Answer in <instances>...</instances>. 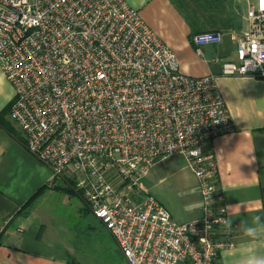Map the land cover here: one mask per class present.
<instances>
[{
    "label": "built area",
    "instance_id": "built-area-1",
    "mask_svg": "<svg viewBox=\"0 0 264 264\" xmlns=\"http://www.w3.org/2000/svg\"><path fill=\"white\" fill-rule=\"evenodd\" d=\"M247 21L223 75L264 77V0L250 3ZM222 41L219 31L194 35L198 55ZM0 66L15 89L9 116L52 168L49 185L75 181L127 264H218L234 247L216 157L204 145L235 123L216 77L182 72L138 9L126 0H0ZM175 153L202 198L201 215L186 222L141 183Z\"/></svg>",
    "mask_w": 264,
    "mask_h": 264
},
{
    "label": "crops",
    "instance_id": "crops-1",
    "mask_svg": "<svg viewBox=\"0 0 264 264\" xmlns=\"http://www.w3.org/2000/svg\"><path fill=\"white\" fill-rule=\"evenodd\" d=\"M126 1L138 9L148 26L175 52L182 72L216 77L235 123L234 132L204 145L216 157L219 186L234 227L232 250L236 255L226 256L224 249L218 264H231L232 259L239 258L238 250L249 246L242 222L251 224L253 216H264V77L222 74V62L236 59L237 40L247 29V10L255 0ZM205 31L222 32L223 41L204 46L203 54L198 55L194 35ZM14 97V86L0 66V264H79L71 256L75 250L73 241L79 242L87 233L96 231L95 220L103 223L88 210L81 196L63 190L64 177L56 178L53 188L48 187L52 168L29 151L22 130L6 119L9 112L4 110ZM241 135L253 149L248 154L252 162L239 164L243 178L234 172L231 163H222L219 156L234 151ZM58 180L65 185L61 186ZM42 188L32 207L26 209L28 201ZM196 189L198 203L193 219L201 215L198 184ZM62 194H67L71 202L60 206ZM236 205L239 215L230 216V208ZM82 226L85 227L81 230Z\"/></svg>",
    "mask_w": 264,
    "mask_h": 264
},
{
    "label": "rangeland",
    "instance_id": "rangeland-1",
    "mask_svg": "<svg viewBox=\"0 0 264 264\" xmlns=\"http://www.w3.org/2000/svg\"><path fill=\"white\" fill-rule=\"evenodd\" d=\"M6 119L21 131L19 125L10 118L9 114L6 115ZM64 178L67 180L66 177ZM58 183L61 186L65 185L62 180H58ZM141 183L147 192L166 206L177 221L186 222L193 219L194 206L198 203L196 189L198 179L183 154L175 153L155 163ZM54 186L53 183L48 187L53 188ZM74 199L77 198L74 197ZM70 202L67 194L60 195L58 200L60 206ZM95 221L96 231L87 233L79 242L73 241L75 249L71 255L73 260L79 264H127L126 257L112 233L98 220ZM84 227L82 226L81 230Z\"/></svg>",
    "mask_w": 264,
    "mask_h": 264
},
{
    "label": "clouds",
    "instance_id": "clouds-1",
    "mask_svg": "<svg viewBox=\"0 0 264 264\" xmlns=\"http://www.w3.org/2000/svg\"><path fill=\"white\" fill-rule=\"evenodd\" d=\"M261 63H264V61ZM252 152L253 149L248 145L247 139L242 136L234 151L228 153L226 156H219L221 157L222 163H231L234 172L243 178L239 171V164L251 163L252 160L249 159L248 154ZM234 215H239L237 205L230 208V216ZM231 229L230 220L224 219V232L230 233ZM241 229L243 235L248 238L249 246L238 250L239 258L232 259L231 264H264V251H262L264 250V216H253L251 224L242 222ZM225 255L235 257L236 252L232 250L231 245L226 250Z\"/></svg>",
    "mask_w": 264,
    "mask_h": 264
},
{
    "label": "trees",
    "instance_id": "trees-1",
    "mask_svg": "<svg viewBox=\"0 0 264 264\" xmlns=\"http://www.w3.org/2000/svg\"><path fill=\"white\" fill-rule=\"evenodd\" d=\"M9 108H10V105L4 110V112H7L8 113L9 112ZM65 181H66V184H68V185L64 186V188H63L65 191H67L69 193H72V194L74 193V194L79 195V196L82 197L81 192L75 189V185H74L75 184V181L73 179H67ZM42 191H43V188L40 189L37 193L34 194V196L32 197V199L30 201H28V203L26 204V209L29 210L32 207L35 199L39 195H41ZM87 208L90 211V208H89L88 205H87Z\"/></svg>",
    "mask_w": 264,
    "mask_h": 264
}]
</instances>
